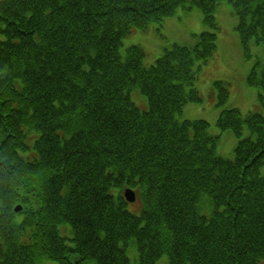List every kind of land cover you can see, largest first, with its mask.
Listing matches in <instances>:
<instances>
[{
  "label": "trees",
  "instance_id": "1",
  "mask_svg": "<svg viewBox=\"0 0 264 264\" xmlns=\"http://www.w3.org/2000/svg\"><path fill=\"white\" fill-rule=\"evenodd\" d=\"M221 1L246 51L264 42V0H0V264H264V61L248 76L262 110L222 115L233 158L179 118L203 100ZM178 9L202 11L193 45L149 67L140 45L122 55L124 36Z\"/></svg>",
  "mask_w": 264,
  "mask_h": 264
},
{
  "label": "rangeland",
  "instance_id": "2",
  "mask_svg": "<svg viewBox=\"0 0 264 264\" xmlns=\"http://www.w3.org/2000/svg\"><path fill=\"white\" fill-rule=\"evenodd\" d=\"M216 14L218 22V47L208 63L202 65L199 70L196 86L199 89L202 101L187 103L183 106L179 118L187 120L191 124L203 123L207 127L208 135L214 138L216 151L225 158H233L234 148L238 142L235 133L223 127L222 115L225 114L226 122H233L230 109L237 108L242 115L249 111H261L258 88L248 83L249 72L257 61H264V43H257L252 39L249 51H246L240 42L237 30L239 18L233 10L232 4L221 1ZM179 9L171 16L164 19L161 26L152 22L146 29L135 27L131 33L123 38L122 54H126L128 47L140 45L146 52L145 66H151L155 60L163 54L165 47L174 42L183 45H193L196 34L207 29L203 23V15L200 9H195L188 16L179 14ZM214 81L225 82L229 89L228 97L221 103L220 91ZM144 104V101H140ZM224 111V113H223ZM240 130V127H239ZM243 136L248 134V129L243 128ZM264 167H262V173ZM140 207L135 201L128 208L136 212ZM131 255V264H137L138 257ZM167 261L163 257L159 264ZM46 264H56L49 261Z\"/></svg>",
  "mask_w": 264,
  "mask_h": 264
},
{
  "label": "water",
  "instance_id": "3",
  "mask_svg": "<svg viewBox=\"0 0 264 264\" xmlns=\"http://www.w3.org/2000/svg\"><path fill=\"white\" fill-rule=\"evenodd\" d=\"M125 195H126L127 200H129L131 202L136 200V194L132 189H127L125 192ZM15 209H16V211H18L21 209V206H17Z\"/></svg>",
  "mask_w": 264,
  "mask_h": 264
},
{
  "label": "bare ground",
  "instance_id": "4",
  "mask_svg": "<svg viewBox=\"0 0 264 264\" xmlns=\"http://www.w3.org/2000/svg\"><path fill=\"white\" fill-rule=\"evenodd\" d=\"M99 65V61L96 63V66H98Z\"/></svg>",
  "mask_w": 264,
  "mask_h": 264
}]
</instances>
